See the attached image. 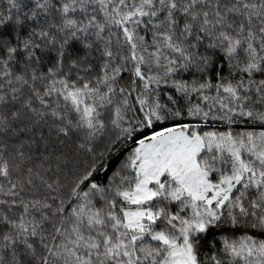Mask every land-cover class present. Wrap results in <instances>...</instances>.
Returning <instances> with one entry per match:
<instances>
[{
  "label": "snow or ice",
  "instance_id": "1",
  "mask_svg": "<svg viewBox=\"0 0 264 264\" xmlns=\"http://www.w3.org/2000/svg\"><path fill=\"white\" fill-rule=\"evenodd\" d=\"M0 264H264V0H0Z\"/></svg>",
  "mask_w": 264,
  "mask_h": 264
}]
</instances>
